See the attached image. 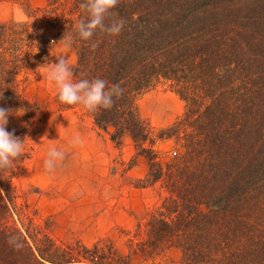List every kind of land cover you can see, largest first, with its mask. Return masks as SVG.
Here are the masks:
<instances>
[{"label": "trees", "instance_id": "trees-1", "mask_svg": "<svg viewBox=\"0 0 264 264\" xmlns=\"http://www.w3.org/2000/svg\"><path fill=\"white\" fill-rule=\"evenodd\" d=\"M22 3L24 20L0 21V107L8 101L32 117L39 106L17 94L14 75L47 62L87 13L81 0ZM119 19L118 35L98 29L89 40L74 39L73 80L120 86L111 108L87 114L115 147L130 140L129 168L144 159L136 187L159 184L165 196L136 223L126 252L111 239L62 246L33 223L22 231L7 219L11 180L28 152L25 130L10 131L24 151L0 172V264H159L166 249L179 251L180 264H264V0H119L105 23ZM162 82L185 107L156 132L138 98ZM165 139L175 147L162 155L156 144Z\"/></svg>", "mask_w": 264, "mask_h": 264}, {"label": "rangeland", "instance_id": "rangeland-1", "mask_svg": "<svg viewBox=\"0 0 264 264\" xmlns=\"http://www.w3.org/2000/svg\"><path fill=\"white\" fill-rule=\"evenodd\" d=\"M28 1L32 7L45 4V0ZM22 2L0 1V21L24 20L26 8ZM40 26L46 34L54 32L44 23ZM62 46V41L56 42L47 62L21 68L14 75L17 94L38 104L35 116L26 117L12 103H2L11 110L6 130L24 129L28 152L11 180L14 207L9 209L7 222L22 231L23 226L38 225L62 246L77 241L91 246L98 240L111 239L114 247L126 252V241L136 223L148 209L160 205L165 191L159 184L136 187L134 182L144 175L146 163L140 159L129 168V159L134 154L129 139L119 149L94 126L82 105L59 108L57 91L46 79L45 69L56 62L58 54L65 55L70 65L75 61V50L71 47L61 52ZM184 105L168 82L153 86L138 98L141 115L156 132L180 116ZM77 136L82 142L72 145L70 141ZM53 146L64 151L65 156L49 173L44 169V160L47 149ZM173 147L174 139L156 144L162 155ZM156 260L159 264H180V253L166 249Z\"/></svg>", "mask_w": 264, "mask_h": 264}, {"label": "clouds", "instance_id": "clouds-1", "mask_svg": "<svg viewBox=\"0 0 264 264\" xmlns=\"http://www.w3.org/2000/svg\"><path fill=\"white\" fill-rule=\"evenodd\" d=\"M119 0H81L80 7L86 10L87 18L81 19L76 24L75 34L63 35L61 52L71 48L74 39L89 40L96 31L102 30L110 36L118 35L124 27V20H113L106 24V18L111 10L116 7ZM94 46V45H93ZM38 51V49H37ZM46 79L55 86L57 99L61 104H80L86 110L95 111L98 108H111L114 104V97L122 93L119 85L107 87V82L102 78L73 80V69L67 62L65 55H57L56 62L45 69ZM11 110L0 107V172L10 170L15 160L22 156L24 151L23 139L6 130L8 117ZM80 137H74L72 145L81 143ZM65 156L64 151L56 147L47 149L44 169L46 172H53ZM10 242L15 247H21L16 237H10Z\"/></svg>", "mask_w": 264, "mask_h": 264}]
</instances>
